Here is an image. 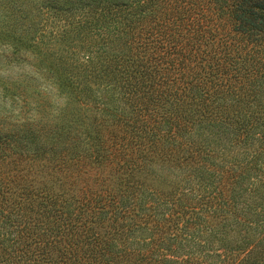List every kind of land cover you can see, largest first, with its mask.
I'll return each instance as SVG.
<instances>
[{"label":"trees","instance_id":"obj_1","mask_svg":"<svg viewBox=\"0 0 264 264\" xmlns=\"http://www.w3.org/2000/svg\"><path fill=\"white\" fill-rule=\"evenodd\" d=\"M0 44L67 98L0 75V264H264V0H0Z\"/></svg>","mask_w":264,"mask_h":264},{"label":"rangeland","instance_id":"obj_2","mask_svg":"<svg viewBox=\"0 0 264 264\" xmlns=\"http://www.w3.org/2000/svg\"><path fill=\"white\" fill-rule=\"evenodd\" d=\"M8 50L0 44V75L4 78L28 77L35 82L40 89L44 100L51 105L48 109L50 112L55 110V107L64 104L67 99L58 90L55 81L34 63L36 60L29 54L24 55V60L19 59L16 62H10L8 59ZM6 106H9V101H5Z\"/></svg>","mask_w":264,"mask_h":264}]
</instances>
